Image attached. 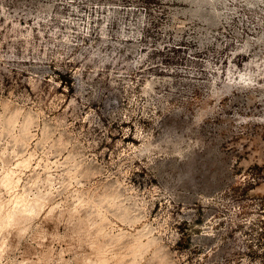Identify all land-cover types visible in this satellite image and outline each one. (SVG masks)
Listing matches in <instances>:
<instances>
[{
    "label": "rangeland",
    "instance_id": "374dc122",
    "mask_svg": "<svg viewBox=\"0 0 264 264\" xmlns=\"http://www.w3.org/2000/svg\"><path fill=\"white\" fill-rule=\"evenodd\" d=\"M44 162L57 210L75 188L118 191L126 220L99 209L125 234L41 210L1 228L0 264H155L127 246L143 224L167 264H264V0H0V171L32 196Z\"/></svg>",
    "mask_w": 264,
    "mask_h": 264
},
{
    "label": "bare ground",
    "instance_id": "6f19581e",
    "mask_svg": "<svg viewBox=\"0 0 264 264\" xmlns=\"http://www.w3.org/2000/svg\"><path fill=\"white\" fill-rule=\"evenodd\" d=\"M243 75L240 74L239 76L241 78H244ZM147 83L148 82H146V84ZM18 113L19 111L17 110L9 113L7 116V121L15 122ZM31 119L32 117L29 114L25 115L19 126V132L14 135L16 141H20L22 144H25V145H28V139L33 135L29 129V124L31 122ZM70 153H72L71 150H69V152L65 156V159L70 158ZM26 154L27 156L21 155L16 160L15 166L17 167L21 166L25 168L31 164L30 163L31 152H27ZM56 161L57 160H55V162ZM44 163L45 164L43 165V170L46 173H45V177L43 178V180L46 181L48 186L46 187V190L43 193L33 192L32 196L28 195L24 187L21 189V191H19L18 186H19V180L21 178L17 176L18 174L15 170L16 168L13 169V168L6 167L7 169L6 168L5 170L2 169L3 170V171L1 170L2 172L0 171L1 172L0 173V186H2L9 193V197L2 198L1 191H0V230L2 227L6 226L7 224H19L20 222H28L31 220V218H33L41 210H43L45 212L46 217L57 218V219L60 217H64L65 219H67L66 222L73 223L72 227H75L74 230H76L77 227H80L82 222L86 221L90 225H96L97 233L100 234L101 236H109V238L114 239V241L121 240V238L125 234L122 231V228H120L118 232L116 231V233L107 231L103 223L104 221H110V219L107 217V215L104 212H102L99 209L100 204L104 200H106L110 202L111 205L115 206L116 210L119 212V215L117 214V216L120 218V220L122 221L126 220L125 217L127 216V214L128 215L130 214L131 206H128L127 204L123 203L122 200L116 199L119 196L118 191H116L115 189L110 190V191L103 189L101 193H97L94 191L92 192L91 190H88V189L86 190L83 188H80V189L75 188L74 189L75 191L74 202L72 206L66 208L65 211H63L62 209L57 210L56 209L57 204L56 203L53 204L49 198V194L51 193L50 189L52 187V178H51L52 174L49 171L50 166L48 165L47 162H44ZM72 165H73L72 169L74 168V170H79V171L82 170V172L88 173L86 166L83 165L82 163L74 162L72 163ZM70 169L71 168H69V170ZM97 197H98V201H97ZM89 202H93L94 205L98 207L97 213H96V215L98 216L97 219L87 217V219L84 220V217L79 215L80 208ZM136 213L131 214L129 220L136 221L137 219H139V215ZM141 216L143 217V215H140V217ZM73 218H77V221L75 222L72 221ZM150 233H151V229L146 228V224H143L141 228L137 229V232L135 234L131 235V240L127 243V246L132 248L134 252L150 249L152 251V256L150 257V259H154V258L157 259L155 264H167V259L165 258V256L163 254H159V251L161 250L160 244L158 243L157 239L154 236L150 235ZM3 249H4V240H1L0 241V256H1V253L3 252ZM51 250H52L51 248H48L47 252H43L45 257H50L47 255L51 254ZM40 259L41 258H37V260H34L32 262H27L26 259H22L14 264H43L42 262H40ZM99 261L101 263V262H104L105 259H101ZM112 264H124V261L122 260V258H120L118 260H115ZM128 264H132L131 261Z\"/></svg>",
    "mask_w": 264,
    "mask_h": 264
}]
</instances>
